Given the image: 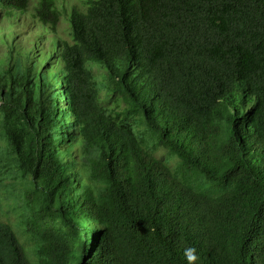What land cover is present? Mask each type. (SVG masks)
I'll return each instance as SVG.
<instances>
[{"label":"trees","instance_id":"1","mask_svg":"<svg viewBox=\"0 0 264 264\" xmlns=\"http://www.w3.org/2000/svg\"><path fill=\"white\" fill-rule=\"evenodd\" d=\"M17 11L42 30L0 58V264H264V0Z\"/></svg>","mask_w":264,"mask_h":264},{"label":"clouds","instance_id":"2","mask_svg":"<svg viewBox=\"0 0 264 264\" xmlns=\"http://www.w3.org/2000/svg\"><path fill=\"white\" fill-rule=\"evenodd\" d=\"M22 22H24L26 27H27L25 30H23V32H25L23 38L27 40L28 44H25L23 42V40H21L19 38L20 33H18L15 30H9L6 27H4V23H6L10 27H14L17 29V25H20ZM41 30H42V26L40 24L33 23V20L31 19L30 14L27 12H24V11H17L16 16L12 19H9V18H4L3 20L0 19V33H2V36L0 35V44H4V45L8 46V48L10 49V51L5 52L4 55L10 54L11 52H13V53L15 52L14 54H17V56H23L26 52H28L30 50V48H32L33 42ZM7 35H13V41L12 42L7 38ZM49 36H52V34H49ZM47 46H48V42H46L44 44V48H47ZM65 72H66V68H65ZM58 81L63 82V79L60 78V79H58ZM65 87H66V85L63 84L61 89H58L57 87L55 88V91L57 93L62 94V98H63L62 107H67L71 101V99L69 97L70 94L65 90ZM102 95L106 96L107 93L102 94ZM128 96L131 97L130 90L128 92ZM112 97H113V94L108 95L109 99H111ZM145 100H146V98L144 99L143 103H145ZM24 120L25 119H23L22 121H24ZM0 129H1V127H0ZM0 139H1L0 140V142H1L0 143V153H2L7 148V142L5 139H2V135H1ZM55 148L57 150L58 146H56ZM72 150H76V149H72ZM80 162L81 161H80L79 156L71 157L69 155V157L66 160H63L62 163L66 165V168H71V169H68L69 173L71 175H74L76 172L73 170V168L71 166H73V165L77 166ZM5 182L7 184H16L15 180L12 177L6 179ZM25 191H27V189ZM10 200L13 202H18V198L15 197L14 193L12 195H10ZM10 213H13V212L8 211V212H5L4 214H2L0 216L2 221H4L2 217L5 215H9ZM10 221L15 222L16 217H15V221L14 220H10ZM4 222H8V221H4ZM18 235L20 237L19 241H21V243L25 247L26 251L31 252L30 243L27 240L28 239L27 235L22 230L18 233ZM29 258L33 259V256H30ZM189 259H195V257L194 256L189 257Z\"/></svg>","mask_w":264,"mask_h":264},{"label":"rangeland","instance_id":"3","mask_svg":"<svg viewBox=\"0 0 264 264\" xmlns=\"http://www.w3.org/2000/svg\"><path fill=\"white\" fill-rule=\"evenodd\" d=\"M67 1H68L70 4H74V3L77 2V0H66V2H67ZM4 27H6V28L9 29V30H15V31H17L18 33H20L19 38H20L21 40H23V42H24L25 44H28V43H27V40L23 38L24 33H25V32H23V30H25V29L27 28L24 22H22L20 25H17V29L14 28V27H10V26H9L8 24H6V23H4ZM0 35L2 36V33H0ZM7 38H8L11 42L13 41V35H7ZM7 51H10V49L8 48V46H6V45H4V44H0V58H1V57H2V58H6V55H4V53L7 52ZM14 53H15V52H14ZM0 132H1V129H0ZM0 137H1V133H0ZM0 140H1V139H0ZM0 143H1V142H0ZM20 188H21L22 190H24V189H25V186H24L23 184H21L20 186H17V190L20 189ZM0 199H1V198H0ZM6 211H7V209H6ZM2 218H3L4 221H9V220H14V221H15V215H14L13 213H10L9 215H5V216H3ZM13 229H14V228H13ZM14 231H15L17 237H18L19 240H20V237H19L17 231H16L15 229H14ZM20 242H21V241H20ZM21 244H22V243H21Z\"/></svg>","mask_w":264,"mask_h":264}]
</instances>
